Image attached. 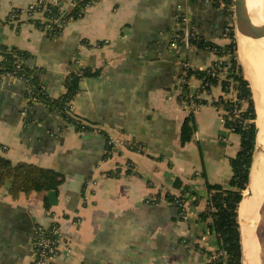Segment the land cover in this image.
Segmentation results:
<instances>
[{"label":"crops","instance_id":"obj_1","mask_svg":"<svg viewBox=\"0 0 264 264\" xmlns=\"http://www.w3.org/2000/svg\"><path fill=\"white\" fill-rule=\"evenodd\" d=\"M43 1L63 16L73 0ZM218 1L98 0L82 17L64 23L60 35L53 37L37 28L39 16L25 15L16 26L7 23L8 11L26 10L36 0H0V43L32 56L27 64L41 69L39 80L50 97L63 93L67 71L101 70L100 76L79 82L72 111L93 123L94 130L108 140L121 142L105 152L103 135L78 133L43 105L28 106L21 81L0 79V157L13 165L53 169L64 176L54 206L49 205L46 192L12 198L5 188L10 182L0 186V264H33L34 227L52 224L64 237L55 264L206 262L204 255L194 251V245L211 252L216 249L215 235L198 220L206 206L204 184L226 185L231 177L229 159L240 145V137L223 125L222 108H214L211 102L222 96L234 100V93L224 96L220 85L199 92L200 82L191 77L186 81L187 98L194 96L206 104L180 101L185 83L179 77L182 63L204 68L215 56L193 48L172 50L170 44L181 35L182 27L175 20L179 12L186 16L187 28L204 40L228 44L223 35L230 18L221 5L213 4ZM236 59L250 89L256 129L248 184L237 208L240 231L239 209L250 196L251 172L258 159V126L254 97L237 51ZM189 111L196 131L180 147V127ZM260 171L263 177L264 165ZM175 179L200 197L191 205L192 198L185 195L186 221L178 220L164 199L166 193L179 196ZM263 205L264 196L259 220Z\"/></svg>","mask_w":264,"mask_h":264},{"label":"trees","instance_id":"obj_2","mask_svg":"<svg viewBox=\"0 0 264 264\" xmlns=\"http://www.w3.org/2000/svg\"><path fill=\"white\" fill-rule=\"evenodd\" d=\"M97 1L73 0L69 12L63 16L57 10H54L53 6L44 3V1L33 10H27L26 12L42 11L43 7H45L43 17L47 21L35 20V25L41 31L49 32L53 37H58L64 23L82 17L85 10ZM213 4L216 6L221 5L227 16L231 17L233 0H219ZM13 11L15 14H20L21 12L18 9ZM232 29L233 26L230 27V32L226 36L229 43L223 46L206 41L197 33L189 38L191 48L198 52L212 53L215 56V60L202 70L188 67L183 69L182 74L179 75L185 82L181 85L179 100L188 105L201 106L206 104V101L197 99L194 96L187 98L188 87L186 81L191 77L200 82L199 92L207 93L211 87L220 85L224 96L231 92L234 93V100H227L222 96L211 102V105L216 109L222 108L221 119L224 127L240 137L239 150L234 158L229 159L231 177L226 185L210 184L208 182L204 184L206 206L205 210L198 214V220L205 223L207 230L215 235L216 240L214 252L194 245V251L205 256L206 262L204 264H242L237 208L248 184V174L255 148L256 129L250 89L243 78L241 67L236 59V45L234 35L231 34ZM31 58L32 56L26 51L0 43V78L5 75L21 81L24 87L23 96L28 106L43 105L49 113L57 114L65 125L73 126L78 133L97 132L103 135L106 140L105 152L112 151L105 134L101 131H95L93 123L75 115L72 111L73 102L79 92V82L85 78L100 76L101 70L79 67L76 70L67 71L62 84L63 93L57 98H52L48 95L46 86L39 80L41 69L30 67L27 64V61ZM234 109L240 110L237 117H234ZM25 122L27 123V121ZM195 131L196 125L193 112L189 111L180 127V147H183L188 142ZM138 148L132 147L133 150L142 152V149ZM160 157L158 160H161L162 157ZM6 182H10L9 195L12 198H16L20 193L28 195L32 192L56 191L64 182V176L53 169H43L24 163L13 165L9 160L0 157V186H4ZM173 187L180 189L179 196L174 197L166 193L164 199L168 205L175 209L176 216L181 221L177 202H185L187 200L185 195L187 194V196L192 198L190 203L192 205L196 204L197 199L200 197L189 187H182L178 179L174 180ZM147 204L157 205L151 202ZM41 235L51 239L54 237L49 229L42 231ZM35 240L36 238L33 237L32 243Z\"/></svg>","mask_w":264,"mask_h":264},{"label":"bare ground","instance_id":"obj_3","mask_svg":"<svg viewBox=\"0 0 264 264\" xmlns=\"http://www.w3.org/2000/svg\"><path fill=\"white\" fill-rule=\"evenodd\" d=\"M243 2L248 17L256 25H263L264 11L261 0ZM236 41L238 59L254 97L258 126V159L251 172L248 189L250 196L241 203L239 209L240 218L243 219L240 223L242 264H259L258 244L256 245L255 241L258 227L255 224L259 221V204L264 195V176L260 175V169L264 165V41H253L240 34H236Z\"/></svg>","mask_w":264,"mask_h":264},{"label":"built area","instance_id":"obj_4","mask_svg":"<svg viewBox=\"0 0 264 264\" xmlns=\"http://www.w3.org/2000/svg\"><path fill=\"white\" fill-rule=\"evenodd\" d=\"M55 1V0H53ZM43 2L42 0H38L37 3L35 4H31L27 7L26 10L21 11L22 13H25L27 10H33L36 6L41 5ZM45 3V2H44ZM179 9V8H178ZM232 10V9H231ZM45 11V7H43V10L40 12ZM20 12V14H21ZM9 16L12 20H14L16 18V16L18 14H15L13 10H11L9 12ZM43 15V14H42ZM9 19V18H8ZM176 22L182 27V34L177 37V39H175V41L173 43L170 44V47L172 50H177L178 47H183L184 49H191V46L189 44V38L193 37L196 32L194 30H190L188 29V20L186 18L185 15L181 14L180 12L178 14H176L175 17ZM232 26V24L230 23L229 26L226 27L225 31H224V37L227 36L228 32H230V27ZM189 66L187 65V63H182V68L186 69ZM199 70H202L204 68H197ZM2 78H10V76H2L0 79ZM181 81L183 82V80L181 79ZM239 109H234L233 110V114L234 117L238 115L239 113ZM26 113H22V115L25 116ZM121 142L119 141H112V140H108V145L112 147L113 149L117 148V145H120ZM127 147H129L130 149H132L133 147V143L130 142H125L124 143ZM179 209H180V214L179 217L181 219V221H186L188 219L189 216V206L185 205L184 202H177ZM187 206V207H186ZM53 234V238H49V237H43L42 231L48 230ZM34 238H36V240L34 241V243H32V247H33V264H55V262L58 260V258L61 256V251H60V247L63 244L64 241V237L61 234L60 228L57 225L52 224L51 227L49 228H44L41 226H36L34 227ZM69 252V251H67Z\"/></svg>","mask_w":264,"mask_h":264},{"label":"water","instance_id":"obj_5","mask_svg":"<svg viewBox=\"0 0 264 264\" xmlns=\"http://www.w3.org/2000/svg\"><path fill=\"white\" fill-rule=\"evenodd\" d=\"M261 5L264 11V0H261ZM233 15H234V29L231 34L236 37L240 34L243 37L253 41H264V24L256 25L250 17H248L243 0H233ZM10 183H7L5 188L9 189ZM45 197L50 206L56 205V191H48ZM257 226V224H255Z\"/></svg>","mask_w":264,"mask_h":264},{"label":"rangeland","instance_id":"obj_6","mask_svg":"<svg viewBox=\"0 0 264 264\" xmlns=\"http://www.w3.org/2000/svg\"><path fill=\"white\" fill-rule=\"evenodd\" d=\"M38 2V0H36V2L35 3H37ZM42 2H43V0H42ZM35 3H33V4H35ZM232 10V14H231V17H230V23L232 24V26H233V29H234V15H233V6H232V8H231ZM12 10H14V9H12ZM11 11V10H10ZM10 11H8V13H7V16L6 17H8L10 14H9V12ZM43 12H40V11H34V12H25V13H22L21 12V14H18L17 16H16V18L14 19V20H12L10 17H8L9 19H7V23L9 24V25H13V26H16V25H18L20 22H21V18L23 17V16H25V15H27V16H39L40 18V20L42 21V22H45V21H47L44 17H43ZM235 45H237V42H236V37H235ZM235 49H236V51H237V46L235 47ZM235 55H236V52H235ZM133 146H135V145H133ZM264 196V195H263ZM262 200H263V197L261 198V201H260V204H259V206H260V208H261V205H262ZM185 203V205H188L186 202H184ZM187 207V206H186ZM259 228L257 229V237H256V239H255V241H256V245H257V247H258V251L259 252H257L258 253V260H259V264H261L260 263V260H261V262H262V264H264V205H263V208H262V218L259 220ZM260 254H261V256H260ZM260 258V259H259Z\"/></svg>","mask_w":264,"mask_h":264}]
</instances>
